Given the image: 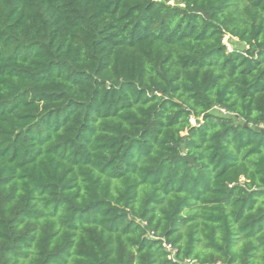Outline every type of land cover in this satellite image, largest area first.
<instances>
[{"label": "trees", "instance_id": "1", "mask_svg": "<svg viewBox=\"0 0 264 264\" xmlns=\"http://www.w3.org/2000/svg\"><path fill=\"white\" fill-rule=\"evenodd\" d=\"M0 264H264V0H0Z\"/></svg>", "mask_w": 264, "mask_h": 264}, {"label": "built area", "instance_id": "2", "mask_svg": "<svg viewBox=\"0 0 264 264\" xmlns=\"http://www.w3.org/2000/svg\"><path fill=\"white\" fill-rule=\"evenodd\" d=\"M225 39H224V45L226 46L227 50L230 51L231 49H230L229 45L227 43H225ZM190 123L195 124L193 119H190Z\"/></svg>", "mask_w": 264, "mask_h": 264}, {"label": "rangeland", "instance_id": "3", "mask_svg": "<svg viewBox=\"0 0 264 264\" xmlns=\"http://www.w3.org/2000/svg\"><path fill=\"white\" fill-rule=\"evenodd\" d=\"M225 43H227L229 45L230 49H232V46L228 43V39L227 38L225 39ZM215 112H216L215 110L211 111V113H215Z\"/></svg>", "mask_w": 264, "mask_h": 264}]
</instances>
